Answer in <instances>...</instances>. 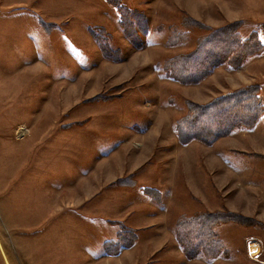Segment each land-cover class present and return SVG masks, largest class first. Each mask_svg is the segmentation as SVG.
I'll list each match as a JSON object with an SVG mask.
<instances>
[{"label":"rangeland","instance_id":"1","mask_svg":"<svg viewBox=\"0 0 264 264\" xmlns=\"http://www.w3.org/2000/svg\"><path fill=\"white\" fill-rule=\"evenodd\" d=\"M228 29L261 52L189 81ZM250 88L254 125L181 141ZM209 112L193 129L230 123ZM202 215L217 246L194 257ZM0 264H264V0H0Z\"/></svg>","mask_w":264,"mask_h":264},{"label":"trees","instance_id":"2","mask_svg":"<svg viewBox=\"0 0 264 264\" xmlns=\"http://www.w3.org/2000/svg\"><path fill=\"white\" fill-rule=\"evenodd\" d=\"M232 33V30L228 29L226 31H223L222 34H213V38L216 41H219V43L224 46L217 47V49H215V51H213L212 53L208 52L207 54L203 52L204 54H207V59L202 64L197 63V67L199 70L198 72L192 73L193 75L189 78V81L198 82L202 80L206 75H208V72L212 68V62L210 61V59L215 60L216 57L218 60H221L225 57L227 59L230 56L233 57L234 53L235 54L233 58H242L246 53L247 54L245 56L247 57L261 52L262 45L259 46L257 42L241 45L240 43H238V40H236L235 36ZM200 50L201 51H197L194 54L182 57L178 62L174 63V65L172 66L173 73L177 75L178 78H180L179 80L186 81L185 79L187 76L181 75L187 72V66H184L183 64L188 61L186 59H193L196 55L201 53L202 49ZM254 98L256 100V89H244L239 90L225 98H221V100L219 101L216 100L207 106H201L195 109L194 115L182 121L179 127V136L181 141L184 143H189L193 140H200L202 142L210 144L217 138L226 135L231 130L236 129V127H250L254 125L261 114L260 110L256 107ZM230 107L239 108L243 115L241 117L233 119L232 121V118L228 113ZM212 110L219 116L221 115L222 117H228L223 120L224 122H230L225 125V129L218 132L215 131L218 127L217 124L219 123L214 124L215 127L213 128L211 126H200L197 130H195V128L193 129L194 124H198L202 121V119L210 118L209 111ZM213 112H211V115ZM218 218V216L202 215L191 221H186L183 223V231H181L182 233L180 234V242H184L185 246L192 253L190 254L191 256L196 257L200 251L204 253H211L214 251L215 246H217V242L216 239H214L215 236L212 233V229L216 224L214 221H218ZM129 238L127 240H129ZM124 239H126V237H124ZM124 242V240H121V242L114 243V245L116 246V250L119 247V243H122L123 247L127 246V244H124ZM116 250H111L110 253H117L115 252Z\"/></svg>","mask_w":264,"mask_h":264}]
</instances>
